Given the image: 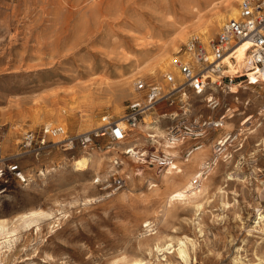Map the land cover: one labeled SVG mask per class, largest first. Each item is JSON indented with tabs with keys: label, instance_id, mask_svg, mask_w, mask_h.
I'll return each instance as SVG.
<instances>
[{
	"label": "rangeland",
	"instance_id": "obj_1",
	"mask_svg": "<svg viewBox=\"0 0 264 264\" xmlns=\"http://www.w3.org/2000/svg\"><path fill=\"white\" fill-rule=\"evenodd\" d=\"M220 1L0 0V146L4 153H15L21 133L46 120L78 133L102 125L105 115L121 118L130 103L143 102L137 80L167 89L165 73L175 72L166 70L155 77L146 68L156 63L163 43L179 31L185 35L180 47L192 36L206 43L214 38L227 20L212 30L208 40L196 35L195 29L219 9ZM125 80H130L133 93L120 91L118 84ZM80 89L90 93L86 100L79 96ZM185 100L204 116L225 115L224 127L205 137L207 157L212 156L218 136L241 133L242 147L233 152V143L202 177L203 195L190 202L170 200L204 166L203 157L184 160L190 141L182 151V145L174 149V162L182 172L139 163L124 154L127 147L146 152L154 146L162 148L164 144L154 140L115 143L117 149L109 152L113 145L100 137L102 147L90 149L94 155L86 172L72 171L68 164L72 155L55 150L42 164L58 169L32 185L12 184L0 195V217L9 220L30 210L52 212L50 219L40 221L41 231L34 226L22 229L12 251L0 255V264H119L123 257H140L145 264H264V82L235 87L223 95L215 111L205 108L197 96L177 95L174 104L163 101L144 119L180 111ZM53 107L60 110V118L51 112L56 110ZM37 118L40 121L34 124ZM167 124L164 119L160 126L167 131ZM8 132L18 139L13 152L5 149ZM131 134L142 135L135 128L124 141ZM115 157L123 162L117 167L112 164ZM32 163V159L25 161ZM114 173L127 178L126 187L98 201L101 182ZM86 182L92 185L86 194L93 198L91 206L83 203ZM146 219L150 225L144 226ZM156 235L162 244L177 246L185 241L189 261L176 252H156Z\"/></svg>",
	"mask_w": 264,
	"mask_h": 264
},
{
	"label": "built area",
	"instance_id": "obj_2",
	"mask_svg": "<svg viewBox=\"0 0 264 264\" xmlns=\"http://www.w3.org/2000/svg\"><path fill=\"white\" fill-rule=\"evenodd\" d=\"M246 42L250 43L247 50L248 67L236 74L228 73L224 59L230 57L238 46ZM172 64L178 75L165 73L167 89L157 84H147L143 80L136 81V90L144 92L143 102L130 103L121 118L112 119L105 115L102 117L101 127L78 133H70L65 125L44 124L22 132L15 153L5 154L0 146V195L6 193L12 184L28 185L31 182L30 173L40 174L43 169L48 168L42 164V160L55 150L69 153L74 158L79 152L86 153L95 146L101 148L102 145L98 143L100 137H107L112 145L125 140L128 133L144 120L147 111L166 100L174 104L177 95L190 98L193 94L205 108L215 111L221 107L223 95L230 91L231 85H256L258 82H264V78H250L248 72L257 69L264 76V0H241L237 17L227 20L216 36L207 43L198 36H192L173 54ZM262 109L264 110V105ZM224 117L223 114L204 116L185 100L180 111L164 112L157 118L159 121L168 120L166 145H162V148L154 146V149L148 152L143 149L134 151L133 147H128L124 154L137 155L143 163L168 167L175 160L176 146L190 141V147L183 155L189 157L203 145L205 137L211 131L224 127ZM240 137L241 133L232 132L225 139L216 141L212 156L201 172L193 178L194 186L199 184L212 165L227 154L233 143V152L242 147ZM151 138L156 141L155 137ZM30 159L35 163L25 164V161ZM112 164L117 167L122 163L115 157ZM126 185L127 178L122 173H114L111 178L101 182L102 192L96 199L103 201L124 189Z\"/></svg>",
	"mask_w": 264,
	"mask_h": 264
},
{
	"label": "bare ground",
	"instance_id": "obj_3",
	"mask_svg": "<svg viewBox=\"0 0 264 264\" xmlns=\"http://www.w3.org/2000/svg\"><path fill=\"white\" fill-rule=\"evenodd\" d=\"M93 1H95V0H93ZM238 1L239 0H221L220 1L221 4L219 6V9L216 12H214L208 19H206L204 21H200L196 25V29L195 30H198V32L195 33V34L203 37V39H205V40H208L210 38L211 32H212V30L214 28H216L217 26L221 25L226 20H229V19H232V18H235V17L238 16V14H239V7L238 6L239 5L236 4V2H238ZM181 34H182V31L181 32L179 31V32L176 33V35L174 37L168 39L166 42L163 43V45L161 46V54L159 55V58L156 61V63L151 65L150 67L146 68V73L147 74H150V75L153 74L156 77V75L159 72H165L166 70H172L173 72H175V74L178 75L177 69L172 64V57L171 56H172L173 53H175V52H177L179 50V48H180L179 42L185 38V35H183V34L181 35ZM249 47H250V43L246 42V43L238 46L236 48V50L232 53V55H231L233 57L232 60L230 59L231 56L230 57L227 56L224 59V62L227 64V67H228L227 72L239 73L240 71H244L245 67H248V63L247 62H248V58L249 57H248V54H247V50H248ZM169 57H171V59ZM248 72H249L250 78H252L254 80L264 78V76L261 73H259V71L257 69L254 70V71H248ZM231 74H234V73H231ZM118 85H119L118 87H120V91H123V90L125 91V89H128V92L133 93V91H130V80H128V81L125 80L124 82H122L121 84H118ZM240 85H238V84L231 85L230 91L227 94H230V92L232 93L233 89L235 87L240 86ZM78 93H80L79 94L80 97L84 98L82 100H86L87 97L90 95V93L85 92V90H81V89L78 91ZM133 95H134L133 96L134 99H139V97H140L139 95H135V94H133ZM191 95L193 96V94H191ZM54 109H56V110H54ZM54 109H53L54 111H51V112L53 114H56V116H58L60 118L61 117L60 110H58L57 107H55ZM41 111H43V109ZM63 111H66V110L64 109ZM40 116H38V117H40ZM53 116H55V115H53ZM166 117H169V116H166ZM62 120H63V118H62ZM153 120L147 117L138 125V127H137L138 132L140 134H142V135L135 136L136 134H131L132 136H131L130 140H127V141L123 140V141H121L119 143L124 144L125 142L128 143L129 141H132V140L136 139V142L138 144L139 143L140 144H144L145 142H148L149 140L153 141V139L151 137L158 136L157 138L155 137L156 141H158L161 145L162 144L166 145L167 143L165 141H163V138H165V135H166V130L162 129L161 126H160V123L164 119L163 120L161 119L162 121L161 120L159 121V120H156V119H153ZM39 121L40 120H38V118H37V120H34L33 122H34V124H36V123H39ZM51 123H52V121H50V120H46L45 121V124H51ZM102 124H103V122H102ZM101 126L102 125H100L98 127H101ZM98 127H94L93 129H96ZM15 129H16V127H15ZM151 129H153V130H151ZM90 130H92V129H86V130H83L81 132H87V131H90ZM153 132H155V133H153ZM249 135H251V134H249ZM141 136H142V138H141ZM225 136H223V138ZM14 137H15V135H14ZM138 137H140V138L137 139ZM5 140H6L5 141V149L8 152H13V150H15V145L18 143V139H13L12 134L9 133L6 136ZM261 140H262V138H261ZM178 146H176V147H178ZM185 146H187V144L186 145L183 144L182 146H180L179 150L182 151V149L185 148ZM110 147L111 148L109 150H107L109 152L113 151V150L115 151L117 149L116 145H113V146H110ZM127 148H125V149H127ZM133 148H134V151H135L136 147H133ZM195 152L193 154H191L187 158L184 157V160L185 161H190L191 159L192 160H196L199 157H203L200 160H205L202 163V165H205V163L209 159V157H207L208 156L207 143L204 142L203 145ZM230 153H232V152H230ZM93 155H94V153L91 152L90 150H88L86 153H84V154L82 153L81 156L74 157L71 160L69 159L70 161L68 162V164H69L70 167H72V171L74 170L76 172H86L91 167ZM129 156L132 157V158L134 157V159L137 162L142 163L139 160V156H137V155H129ZM230 156H229V159H230ZM227 160H228V158H227ZM121 162H122V160H121ZM226 162L227 161L225 160V163ZM221 163H223V162H221ZM230 163H231V161H230ZM58 167H51V168L48 167L46 169H43L40 174H38L36 172H31L30 173L31 182L28 185H32L34 182H36L35 180L39 179V177H42V176L46 177L48 174H50L51 171H53L55 169H58ZM168 169L169 170H175L176 172H182L183 171L182 167L179 164H177L176 162H173L172 165H170ZM228 174H230V173H228ZM195 176L196 175H194L184 187H182L181 189L176 190L170 196V200H173V201L174 200H178L180 202H190V201H193L194 199L200 197L201 195H203V193L205 192V188H203V189L201 188L200 182H199L198 185L193 187L194 185H193L192 181H193V178ZM83 184H84L83 192L85 193L84 198H83V203L89 205L91 203V201L93 200V198L91 197V195H86V194L89 193V190H90L92 185H91L90 182H86V183H83ZM220 189H222V188H220ZM195 205L197 207L201 206L200 203H198V202H196ZM90 206H91V204H90ZM42 209L30 210V211H28L26 213H23L21 215L19 214L20 216L18 215V218L16 220H9V218L0 217V240H1L0 241V255H5L7 252L12 251L11 249H12L13 245L15 244V242L17 241L18 236H19L18 234L21 233L20 231L22 229H24L26 227L29 228V227L34 226V228L36 227L37 231H41L42 227H41L40 221L44 220V219L45 220L50 219L51 216H52V212H50L49 210L46 211V210H42ZM61 214H63V212ZM261 217L264 219V215L263 214H262ZM53 218L54 217H52V219ZM147 221H148V219L144 220L143 223H145ZM147 225H150V224L147 222L146 225H144V226H147ZM262 228H261V230H263ZM258 230H259V228H258ZM153 239H156L155 248H154V250L156 252H158V253L162 252V254H163V251L166 252V253H174V252H176L178 255H180L179 257H181L182 259H184L186 261L188 260V256H189L190 253L188 254L189 250H187V249H189V248H187V244H186L185 241L180 240L178 245L174 246V245H172L171 242H169V243L165 242V243L162 244L161 241H160V239H161L160 236L156 235L155 237H153ZM151 251L152 250H150L149 253H151ZM144 262H147V261H144L143 258H140V257H134V258L123 257V258L120 259L119 264H145Z\"/></svg>",
	"mask_w": 264,
	"mask_h": 264
},
{
	"label": "crops",
	"instance_id": "obj_4",
	"mask_svg": "<svg viewBox=\"0 0 264 264\" xmlns=\"http://www.w3.org/2000/svg\"><path fill=\"white\" fill-rule=\"evenodd\" d=\"M218 135H221V134H220V132H218ZM219 138H221V137H220V136H218V138H217V139H219Z\"/></svg>",
	"mask_w": 264,
	"mask_h": 264
}]
</instances>
